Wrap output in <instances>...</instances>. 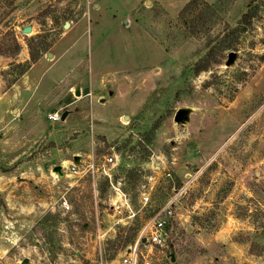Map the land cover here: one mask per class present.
Returning <instances> with one entry per match:
<instances>
[{
  "label": "rangeland",
  "instance_id": "obj_1",
  "mask_svg": "<svg viewBox=\"0 0 264 264\" xmlns=\"http://www.w3.org/2000/svg\"><path fill=\"white\" fill-rule=\"evenodd\" d=\"M189 1L0 0V264H264V0ZM82 16L92 45L84 22L20 74ZM87 66L60 120L18 110ZM171 201L168 244L138 243Z\"/></svg>",
  "mask_w": 264,
  "mask_h": 264
},
{
  "label": "crops",
  "instance_id": "obj_2",
  "mask_svg": "<svg viewBox=\"0 0 264 264\" xmlns=\"http://www.w3.org/2000/svg\"><path fill=\"white\" fill-rule=\"evenodd\" d=\"M98 4L100 5L99 2L96 5H98ZM84 22L86 25L84 24ZM83 24L85 25V27H83V29L79 33L78 38L83 36V34H86L88 37L89 46H90V44L91 45L93 44L94 41H93L92 33L90 31L92 25H91V21L88 18H86L85 16H82L81 18L77 19L76 21H71V22L69 21V26H68L69 28L60 34L59 39H57V41L54 43V46L51 47V51L49 53V56H52V59L51 60H45L44 58H40L39 60H36L32 65H30L29 69L32 70L34 67H36L37 65L42 63L40 74L38 76L39 79H42V74L49 71L54 65L59 63L61 61V59H63V57H65L66 55L68 56V54L72 51L73 46L76 44L78 39L73 40V42L72 41L65 42V45L62 46L61 50L57 53L54 50H56L57 47L65 41L63 39L65 37H67V35L71 32L72 29H77V28L80 29ZM132 24H133L132 22L129 24H127V23H116L111 27L110 30L113 29V30L120 31V30H123L126 28H131ZM64 28H66L65 23H64ZM82 58L86 59L87 55L84 54L80 59H82ZM156 65H159V63H157ZM68 70L65 71L64 73H60L55 80H50L51 84H50L49 90H51V88H53V87H56L57 84L59 83V81L64 79L67 76L68 72H71L73 70V67H71ZM88 73H89V67H88L87 71H84V73H83L84 75L79 74L76 77V79H74L72 82H69L67 84V86L65 87L64 91L60 94V96H57L56 99L52 100V104H50V105L47 104L48 102H46L47 95H44L47 92V90L40 91L41 90L40 86H38L37 89L39 91V93H38L39 95H35V96H31V97L24 95V96L18 97V102H19L18 110L20 112H21V110L26 111V112H40L42 115L48 110L52 111V112H54L55 110L60 111L63 107H65L66 104L72 103V101H74V98L72 95L75 94L74 92H75L78 85L79 86L81 85L80 86V88L82 89L81 93H83V94L85 93L86 87L83 85L82 80L86 75L88 77ZM103 79H104L103 77L102 78L98 77L97 81H96L97 84L100 82V80H103ZM90 84L93 85L92 82H90ZM97 84H96V86H97ZM48 101H49V98H48ZM26 102L27 103L33 102L34 103L33 107L31 109H29V107H27V105H25ZM66 111L67 110H64V112H66Z\"/></svg>",
  "mask_w": 264,
  "mask_h": 264
},
{
  "label": "built area",
  "instance_id": "obj_3",
  "mask_svg": "<svg viewBox=\"0 0 264 264\" xmlns=\"http://www.w3.org/2000/svg\"><path fill=\"white\" fill-rule=\"evenodd\" d=\"M49 118L52 120H60L61 115L59 112H52L49 113ZM114 158L112 156L106 157L105 162H113ZM105 165V164H104ZM103 165V171L106 172L105 166ZM95 163H90L87 165V167L82 170L77 165L71 166V174L74 176H77L78 174L85 173L88 170L94 169ZM149 196H145L146 202L148 201ZM62 204L64 207L69 209L70 204L67 203L65 199H63ZM172 201L169 202L167 205L159 208L151 217L150 219L145 223L138 243L141 241H145L148 239L151 244L163 247L168 244V240L171 235V228L169 226V217L172 215ZM136 249H134L132 252L129 253V258L125 259V262H130L131 264H136Z\"/></svg>",
  "mask_w": 264,
  "mask_h": 264
},
{
  "label": "trees",
  "instance_id": "obj_4",
  "mask_svg": "<svg viewBox=\"0 0 264 264\" xmlns=\"http://www.w3.org/2000/svg\"><path fill=\"white\" fill-rule=\"evenodd\" d=\"M195 1H196V0H191V1H189V3L184 7L183 10H189V9L192 7V5L195 4ZM247 16H248L247 13L244 14V18H247ZM36 59H37V58H36ZM36 59H35V60H36ZM30 65H31V63H29V62L22 64V69H21V71H20V74H22V73H24L25 71H27V70L29 69ZM207 68H208V67H206V66H200V67L198 68V71L205 70V69H207ZM16 77H17V76H16ZM16 77H15V78H16Z\"/></svg>",
  "mask_w": 264,
  "mask_h": 264
},
{
  "label": "water",
  "instance_id": "obj_5",
  "mask_svg": "<svg viewBox=\"0 0 264 264\" xmlns=\"http://www.w3.org/2000/svg\"><path fill=\"white\" fill-rule=\"evenodd\" d=\"M68 26H69V21H66L65 27H68ZM31 30H32L31 26H26L23 29V31L25 33H29V32H31ZM232 56H233V53L230 54V57H232ZM185 116H186V111L184 109H178L176 114H175V119L180 120V119H183Z\"/></svg>",
  "mask_w": 264,
  "mask_h": 264
}]
</instances>
